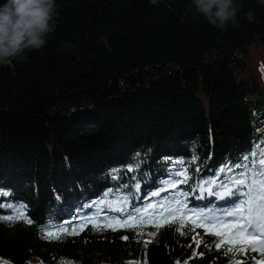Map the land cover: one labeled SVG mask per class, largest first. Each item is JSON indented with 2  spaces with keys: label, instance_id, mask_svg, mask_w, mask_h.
Masks as SVG:
<instances>
[{
  "label": "trees",
  "instance_id": "16d2710c",
  "mask_svg": "<svg viewBox=\"0 0 264 264\" xmlns=\"http://www.w3.org/2000/svg\"><path fill=\"white\" fill-rule=\"evenodd\" d=\"M237 3L222 31L191 0H57L43 49L0 65V264H255L140 211L221 215L264 158V4Z\"/></svg>",
  "mask_w": 264,
  "mask_h": 264
},
{
  "label": "snow or ice",
  "instance_id": "6c2138e0",
  "mask_svg": "<svg viewBox=\"0 0 264 264\" xmlns=\"http://www.w3.org/2000/svg\"><path fill=\"white\" fill-rule=\"evenodd\" d=\"M244 159L247 160L248 157H244ZM256 164L257 162L254 161L253 165ZM236 167L244 168L245 171L241 173L240 177L234 178L231 185L222 184L220 187L223 191L216 193L221 199L226 200L229 206L223 215L204 212L179 215L181 212H188L182 201H176L175 207L165 204L163 208L157 209L155 205H149L148 208L140 211L146 213L151 209L155 215L156 211L165 212L166 210L169 215V223L188 227L189 230L201 228L213 237H220L213 246L219 248L221 245H228L223 250L230 257H236L245 251L257 252L259 256L255 264H264V158L258 161V166L250 167L237 164ZM221 171L223 172L224 169ZM152 195L156 196L159 193L153 192ZM0 219L11 220L12 218L0 217ZM27 222L31 223L30 220ZM115 223L121 224V221L117 220ZM122 226L136 227L137 225L126 220ZM72 232L78 234L75 229ZM48 235L52 236L51 233ZM123 238L127 239V237ZM193 240L197 245L202 243L198 237H193ZM237 245L240 247L237 248ZM231 264H238V260L233 259Z\"/></svg>",
  "mask_w": 264,
  "mask_h": 264
},
{
  "label": "clouds",
  "instance_id": "9594fccd",
  "mask_svg": "<svg viewBox=\"0 0 264 264\" xmlns=\"http://www.w3.org/2000/svg\"><path fill=\"white\" fill-rule=\"evenodd\" d=\"M155 5L157 0H150ZM264 4V0H260ZM57 0H0V65L24 61L28 52L41 50L56 30L59 17ZM222 31L239 27L240 5L237 0H191L185 15L191 12ZM251 23L255 13L244 14ZM67 42L61 51L67 50Z\"/></svg>",
  "mask_w": 264,
  "mask_h": 264
},
{
  "label": "rangeland",
  "instance_id": "374dc122",
  "mask_svg": "<svg viewBox=\"0 0 264 264\" xmlns=\"http://www.w3.org/2000/svg\"><path fill=\"white\" fill-rule=\"evenodd\" d=\"M262 52L264 53V48L262 49ZM221 191H223V189H221L220 192H221ZM156 207H157V209H160V208H163L164 205L157 204ZM89 208H92V206H90ZM81 210L84 211L85 209L82 208ZM227 210H228V209H227ZM227 210H225L224 212H226ZM150 212H151V211H150ZM195 212H197V211H190V210H188L187 213H184V212H182V213H183L184 215H191V214H193V213H195ZM224 212H223L221 215H223ZM146 214H147V215H151V217H154V218L157 219V220H165V219H169V215H168V213H167L166 210H165V212L156 211L155 215L153 214V211H152V213L147 212ZM115 221H117V220H115V219L113 218L112 220H109V223H110V224H116ZM119 221H120V220H119ZM257 239H260V237H257Z\"/></svg>",
  "mask_w": 264,
  "mask_h": 264
}]
</instances>
